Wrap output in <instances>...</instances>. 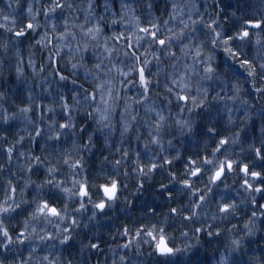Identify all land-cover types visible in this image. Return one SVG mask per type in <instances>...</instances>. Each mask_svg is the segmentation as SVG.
<instances>
[{
    "label": "snow or ice",
    "instance_id": "6c2138e0",
    "mask_svg": "<svg viewBox=\"0 0 264 264\" xmlns=\"http://www.w3.org/2000/svg\"><path fill=\"white\" fill-rule=\"evenodd\" d=\"M3 3L0 264H264V0Z\"/></svg>",
    "mask_w": 264,
    "mask_h": 264
},
{
    "label": "trees",
    "instance_id": "16d2710c",
    "mask_svg": "<svg viewBox=\"0 0 264 264\" xmlns=\"http://www.w3.org/2000/svg\"><path fill=\"white\" fill-rule=\"evenodd\" d=\"M196 2L197 3H201V4H203V3H205V0H196ZM206 2L208 3V4H211L212 3V0H206ZM225 2H228V0H225ZM231 2L232 3H235L236 2V0H231ZM243 2H244V4H245V7H246V10H247V12H248V14L249 15H251L252 14V9L251 8H248L247 6L248 5H255V4H257L258 3V0H243ZM0 7H4V3H3V0H0ZM201 10H203V9H201ZM210 11H211V9H210ZM2 196H3V192H0V198H2ZM147 198H151L150 196L149 197H147ZM135 215H139V213L137 212ZM246 217H243L242 216V218L240 219V223L242 224L243 223V219H245ZM122 222H128V220H127V218L124 216V214L123 213H121V212H119V210L114 214V219H113V221H107V220H105V221H103V223H104V227L103 228H100L99 230H98V234L102 237V239L106 242L105 244H103L102 246L103 247H105V250L107 251V248H108V246L110 245L112 248H115L116 247V243L118 242V243H124V242H126L124 239H122V238H120V237H117V241L116 242H114V241H112L111 239H110V235H109V233H114L115 232V227L114 226H111V225H113V224H115V225H118V224H120V223H122ZM232 223H237V221L236 220H233L232 221ZM205 247H208V251H209V253L211 252V247H209L208 245H206ZM149 249H148V246H145L144 245V251H145V254L147 253V251H148ZM203 251V250H202ZM101 259H103V257H101ZM117 259H118V256H117ZM91 264H95V260H93L92 262H91ZM109 264H111V257H110V254H109Z\"/></svg>",
    "mask_w": 264,
    "mask_h": 264
},
{
    "label": "bare ground",
    "instance_id": "6f19581e",
    "mask_svg": "<svg viewBox=\"0 0 264 264\" xmlns=\"http://www.w3.org/2000/svg\"><path fill=\"white\" fill-rule=\"evenodd\" d=\"M145 246H147V245H145Z\"/></svg>",
    "mask_w": 264,
    "mask_h": 264
}]
</instances>
